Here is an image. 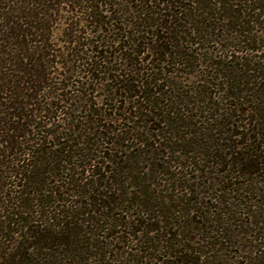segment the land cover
Instances as JSON below:
<instances>
[{
    "label": "trees",
    "instance_id": "obj_1",
    "mask_svg": "<svg viewBox=\"0 0 264 264\" xmlns=\"http://www.w3.org/2000/svg\"><path fill=\"white\" fill-rule=\"evenodd\" d=\"M230 2L232 1L133 0L131 4H135L133 6V12L135 13L133 18L136 21L132 23L122 16L130 11L122 10L120 12L115 8L117 5L115 0H0L1 259L5 258L7 249L14 243L17 247L16 251L10 253L11 260L8 259L12 264L20 263L33 249L52 251L56 239L65 236L67 240L69 235H81L85 231V222L88 224L95 223L104 228L106 224L101 218L109 217L108 213L111 206L116 205V209H120L121 206L119 205L130 202L131 204L127 207L135 213L128 217L129 220L126 216L116 218V221L112 222L111 225L122 229L125 234L128 233L130 236H132V233L136 235L138 245H140V247H136L138 248L136 257L141 261L140 264H143V262H146L145 264H226L220 254L224 248L219 249L216 238L215 241L210 240L211 236L209 235L207 240L205 235L207 229H209L207 214L210 210H205L210 209L206 207L209 200L192 198V194L195 195L197 190L190 180H196V177L193 176L192 179L189 178L185 182H180V187L183 188L181 196L170 190V187L173 186L171 185L173 184L171 179H169L171 181L168 188L171 191L169 195L162 194L163 192L159 189V186H155L153 182L147 183V186H142L144 189L140 193L143 195H146L149 188H154L152 189L154 193L159 192V195L162 194L159 197L162 198L161 203L157 202L158 197H155L152 202L157 204L155 203L151 207L147 205L153 200L150 197H148L146 203L139 200L134 202L131 200L132 198H124L125 193L129 194L131 192L128 191V188H125L124 191V186H122L124 182L115 179L113 173L116 171H118L117 173H134L135 167L132 165L120 167V164H123V161L125 163L132 162L138 156L134 146L124 144L125 141L129 143L136 139L137 141L140 140L141 145H144V147L148 145L146 141L139 139L140 134L137 129L131 126L126 127L125 122H120L122 124L118 128H113L109 124L111 116L88 106L89 113L86 122H89L90 125L86 127L88 129V131L86 129V134L84 131L82 132L79 126L77 127L79 128L78 131H72L76 132L75 134L79 133L75 135L77 138L70 135L72 139H67L58 130L47 133L49 131L43 130L45 126L41 125L40 119L46 122V118H49L50 115L63 112L68 107V93H66L68 90L65 89L69 85L65 88H55L56 91H60V97L57 98L58 105L54 102H46V105L39 98L48 93L47 88L48 90L51 89V85L54 84L53 81L58 71L56 69H59L58 65L67 68V62L58 60L64 58V53L58 55L54 50V44H51L53 37L52 23L56 16L64 11L63 5L64 7L70 6L78 9L86 7L87 25L91 27L95 25L98 29L95 30L96 34L97 31H100V28L116 23L114 29L116 36L111 40V44L116 45L115 51L116 53L119 52V56L121 55L120 59L122 61L126 60L130 64L124 68L125 70L121 68L120 72H118L119 69L105 67L109 73L111 71V74L101 70L107 58L105 54L114 45H104L103 41L100 40L101 36H98L96 40L86 43L87 48L98 54L95 56L99 58V62L96 64L90 61L91 63L88 64L90 66L89 71L97 70L107 74L105 81L110 82V84L114 83V86H111L112 88L109 90L112 92L110 99L118 102L117 97L119 96L122 109L125 108V104H128L126 109L130 112L131 117L123 119V121L138 123L144 120L154 107L158 106L160 97L164 95V88L162 87L169 88L170 85H173L172 82H169L167 76L172 72L170 69L167 70L166 67L185 65L193 58L186 48L182 49V44L184 42L192 45L201 44L208 41L209 35L214 33L212 31L215 30V27L212 28V23H209L213 17L210 12L220 5L224 11L231 14L232 20H236L237 23L246 15L247 6L239 9L238 5ZM113 9H115L114 16H104V12L109 11L111 13ZM258 9L262 10L263 7L260 6ZM119 13L122 14L119 16ZM227 17L231 18L230 16ZM118 21L122 24V27L118 26ZM250 21L242 20V23H240L243 27L237 31L240 34L243 32L248 33V36L245 37L248 40L255 41L256 39L251 37L253 32L244 26L249 24ZM186 24L192 26V28L189 27L188 30H184ZM237 26L238 24H235L233 29H236ZM182 34L187 36L182 38ZM222 63L217 62L215 66H223ZM227 69L228 67L223 68L221 74L223 78L233 76L231 72L226 73ZM74 71V64L68 67L70 74ZM217 76L218 74L216 79ZM255 77L259 79L262 76ZM203 87L198 91L196 90L199 95L198 100L210 104L213 107L210 110L213 109L212 111H214L211 117L206 115L207 122L204 126L200 128L194 122L193 116L186 117L184 113H179L180 108H177V104L182 101L180 97L175 98L176 102H171L167 119L164 121L165 124H169L177 130L178 134L182 129L187 128V137L190 136V139H192L188 142V145L193 147L196 146V143H204L196 140V135L204 137L206 134L203 130L208 131L210 134L207 135V142L202 146V149L207 150L205 153L197 151L199 153L197 155L196 151L175 150L176 152L179 151L181 158H183L180 159L183 160L180 167L186 169V172L191 169L189 173H203L209 165H212L213 168L214 165L219 166L223 163L225 169L222 171L227 173L228 180L248 178L247 185L244 184V187L247 193H251L253 192L251 188L254 185L251 182L264 184V103H262L264 100V85L260 82L257 91L253 92L251 89L249 90L250 94H242V92L245 93V90H234L230 97L236 103L230 106L231 112L221 111L222 108L219 102L212 93L208 92V87ZM53 91L50 93H53ZM246 97H249L250 100H247ZM184 99H187V96ZM60 103L64 104L60 107ZM249 103L250 107L245 109L243 105ZM112 110L118 111L120 107L116 109L112 107ZM234 111L239 112V114H253V119L250 121L251 124L255 123L253 128L238 125ZM64 113L71 115L67 112ZM117 115L113 118L116 122L119 121L120 116ZM37 119L39 120L37 121ZM120 119L122 118L120 117ZM216 124L217 127H223L221 132L218 131L217 133ZM256 126L259 130L255 131ZM69 130L71 131V128ZM49 134L51 135L50 138H48ZM31 136L33 137L31 138ZM53 138L61 139L63 142L55 150V156L58 159H54L51 163L45 156L50 149L46 148L45 144L48 142L47 140H53ZM80 139L83 141L82 144L86 143V150L79 148L76 144V141ZM100 139L107 145L103 152L96 147L98 145L96 140L99 142ZM214 143L219 148L215 147ZM211 149H213V153L210 152ZM96 151L98 153L102 152V154L97 156L94 154ZM123 151L128 152V154L124 155ZM148 154L152 157L149 160L148 170L157 168L158 170L161 169L164 174L173 176L170 171L173 166L176 167L177 165H173V160L169 159L170 154L165 156L168 160L160 159L155 150H151ZM158 159L163 162L160 163V167L157 163ZM110 164H112V168L109 166ZM47 169L48 172L45 171ZM61 172L66 174L65 181H63L65 184L62 182L63 184L54 185L55 188H52L49 182L50 178L46 174L63 179ZM132 178L133 176L128 177V180L131 182ZM134 180H143L145 183L148 179L145 178L144 174L143 178L135 176ZM108 182H111V184L108 185ZM231 183L233 185L237 184L236 182ZM112 185L114 186L113 189H111ZM231 185L225 186L222 191L224 193L228 191L230 195L235 194L232 195V198H235L244 187L234 189ZM248 185H250L249 188H247ZM7 186H15L19 191L16 190L14 192L16 195L12 197L10 196L12 190L11 193L6 191L3 195ZM31 189L40 191V196L31 195ZM116 190L119 193H116ZM44 192L48 193L44 194ZM65 195L85 197L87 201L81 202L84 210L82 212L78 211V205L75 206L76 211L73 208L60 209L58 205L53 208V204L65 200L63 198ZM220 196L222 198L220 201L226 203L227 199L225 197L229 196L224 197L223 194H220ZM249 201L248 209H251V211L247 210L245 215L252 220L254 218L251 224L257 225L259 231L264 234V210H262V213L257 212L256 208L258 207L255 202ZM167 202L170 203L167 204ZM34 205L40 207V209H34ZM49 208L54 209L52 215L49 213ZM175 211L178 215H174L173 212ZM81 215H87L86 219H80L79 216ZM44 218H47L50 223L46 222ZM78 220H81V224ZM186 220L188 224L195 223L194 227H187ZM134 225H138L135 231H133ZM199 232L204 236L203 242L206 241L204 248H208L207 251L198 246L199 244H190L193 242L199 243L200 240L196 237L192 239L188 235ZM216 232L219 234L224 233V229L220 227ZM16 235H21L20 241L13 238ZM60 240L64 242L62 238ZM4 243H7V245ZM260 264H264V261L262 260Z\"/></svg>",
    "mask_w": 264,
    "mask_h": 264
},
{
    "label": "rangeland",
    "instance_id": "obj_2",
    "mask_svg": "<svg viewBox=\"0 0 264 264\" xmlns=\"http://www.w3.org/2000/svg\"><path fill=\"white\" fill-rule=\"evenodd\" d=\"M132 1L133 0H115L117 4L115 8H117L120 12L122 10L130 11L129 13H125V15L122 16L124 19L129 20V22L135 23L136 19L133 18L135 14L133 12V6L135 4L132 5ZM231 1L232 2L230 3H235V5H238L239 9L246 8L247 6V12L245 13L246 15L244 14L245 16H243L241 19L249 21L251 20L249 24H245L244 26L253 32L251 37L255 38L256 40H248L245 37L248 36V33L243 32L240 34V32L237 30H240V28L242 29V20L240 21L241 23H237L236 20L233 21L230 13L224 11L220 5L217 6L215 10L210 12L211 15L213 14V17L209 23H212V28L215 27V30L212 31L214 33L209 35L208 41H204L201 44L192 45L191 43L186 42L182 44V49L186 48L193 58L190 59L185 65H170L169 67H166L167 70L170 69L172 72L167 76L169 77V82H172L173 85L169 86L167 83L169 88L165 86L162 87L164 88V95L160 97L161 99L158 102V106L154 107L152 112L148 113L145 119L138 123H134L133 121H123V119L131 117V115H129L130 112H128L126 109L128 104H125V106L123 104L125 108L122 109V105L120 104L121 98H119V96L117 97L118 102H114L110 99L112 92L109 90L112 88L111 86H114V83L110 84V82L105 81L107 74L103 73L102 71L98 72L97 70L89 71L90 66H88V64L91 62L96 64L99 62V58L95 56L98 54L91 52V49L87 48L88 46L86 43H90L92 40H96L98 36H101L100 40L103 41L104 45H114V43L111 44V40L116 36V33L114 32L116 23H114V25L109 24L103 28H100V31H97L98 33L96 34L95 30L98 29L95 27V25L92 27L87 25L86 7H81L78 9L72 8L70 6L64 7L63 5L62 8H64V11H61L52 23L53 37L51 39V44H54V50L58 55L64 53V58L58 60L61 62L65 61V63L67 62V68H65V66L62 67L60 64L58 65L59 69H56L58 71L53 81L54 84L51 85V89L48 90L47 88L48 93H45V95H43L44 97L41 96L39 99L43 100L42 102H44L46 105L47 103L51 102H54L58 105L57 98L60 97V91H56L55 88H65L67 85H69L67 89H65L66 91L68 90L66 92L68 93V107L65 108L63 112H56L53 115H50L49 118H46V122H44L43 119H40V122L42 123L41 125L45 126L43 130L49 131L47 133H52V130H58L59 133H63L65 138L72 139L70 135L76 137L75 135L79 134L72 132L74 130L78 131V126L82 129V132L84 131L86 134V127L90 125L89 122H86V117L89 113L88 106H90L92 109H96L107 114V116H111L109 124L110 126H113V128H118L120 124L125 122L124 124L126 127L131 126L132 128L137 129V132L140 134L139 139L146 141L148 145L144 147V145H141L140 140L137 141L136 139L135 141H130L129 143L125 141L124 144L134 146L138 156L136 159H133L132 162L125 163L123 161V164H120V167L132 165L135 167L134 173H117L118 171L113 173L115 179L124 182L122 185L124 186V191L125 188H128V191L131 192L129 194L125 193L124 198H132L131 200L134 202L139 200L146 203V200H148V197H150L153 200L147 203V205L151 207L156 203L152 202L155 200V197H158L159 200L157 199V202L161 203L160 200L162 198L159 197H161L162 194H171V191L168 190L170 185L169 182H171L169 179L172 180L173 184L171 185L174 186V188L171 186L170 190H172L176 195L181 196L183 193V188L181 189L180 182H185L194 176L196 177V180H190V182L192 185L196 186L195 188L197 191L195 195L194 193L192 194V198H200V200L204 198L206 201L209 200V204L206 207H209L210 209H205L210 210V212L207 214V218L209 219V229H207V234H205L207 240L209 235L211 236L210 240H218L219 249L224 248L222 249L223 252L220 254L222 256V260H225L226 264H260L262 260L264 261V234L259 231L257 225L251 224V222L254 221V218L252 220L251 218L247 217L245 212H247V210L251 211V209H248V205L250 202L249 200H252L258 207L256 208L257 212L262 213V210H264V184H260L255 181L251 182L252 185L254 184L252 186L253 188H251L253 192L247 193L245 191L246 189L244 184L247 183L248 178L243 177L237 178V180L234 179L233 181L228 180L227 173L222 171L225 169L223 163L219 166L214 165L213 168L212 165H209V167L205 168L203 173H189L191 172V169H188L186 172V169H182L183 167H180L181 162H183V160L181 161L180 159L183 158H181L179 151L176 152L175 150L183 149L185 152H189L191 150L205 153L207 150H205V148L202 149V146H204L203 144L207 142V135L210 134L208 131L203 130V132L206 134L204 137L196 135V140L203 141L204 143H196V146L193 147L188 145V142L192 139H190V136L187 137V128L182 129L180 134H178L177 130H175L172 126L164 123V121L167 119L171 107L170 104H172L171 102H176L175 98L180 97L182 101L178 102L177 104V108H180L179 113H184V116L186 117L193 116L194 122H196L200 128L201 126H204L207 122V118H205L206 115L211 117V114H213L214 111H212L213 109L210 110V108H213L210 104L202 103L200 100H198L199 95L196 93V90L198 91L203 86V88L208 87V92L212 93L214 98L219 102L220 107L222 108L221 111L231 112L230 106L236 103V101L230 97L234 90H245V93L242 92V94H250L249 90L251 89L253 92L257 91L258 87H260V82L264 85V0ZM260 6L263 7L262 10L258 9ZM114 10L115 9H113L111 13L109 11L104 12V16H114ZM120 14L122 13H119V16ZM227 16H230L231 18ZM235 24H238V26L236 29H233ZM118 26L122 27V24L119 21ZM189 27L192 28V26H188L186 24L184 30H188ZM183 34L181 35L182 38H184L183 36H187ZM115 50L116 45H114L113 48L110 47L109 52L105 54L107 58L104 62L105 65L101 67V70L107 71V73H109L108 70L105 69V67H108L110 69H119L118 72H120L121 68L125 70L124 68L130 64L126 60L122 61V59H120L121 55L119 56V52L116 53ZM217 62H223V66H215ZM73 64L75 65V71L70 74L71 72H68V67L73 66ZM225 67H228L226 71L227 74L230 72L233 74V76L230 78H223L221 75L223 68L225 69ZM259 69L261 70L260 72ZM109 74H111V71ZM217 74L218 78L216 79ZM255 76L262 77L257 79ZM51 91H53V93H50ZM186 96L187 99H184ZM246 98L247 100H250L249 97ZM259 98L261 99L260 95ZM262 103H264V100ZM63 104L64 103H60L59 106L61 107ZM70 104L72 106H69ZM112 107L115 109L120 107V110H112ZM243 107L245 109L249 108L250 103L248 105H243ZM72 108L73 111L75 110V112L72 111ZM64 112L70 113L71 115L65 114ZM234 113L237 116L236 120L238 121V125H244L246 127L249 126L251 129L253 128L255 123L251 124L250 122L253 119V114H239V112L235 111ZM116 114H118L117 116L120 115L118 122L114 121L113 119L116 117ZM240 116L241 118H239ZM120 117L122 119H120ZM38 120L39 119H37V121ZM215 126L217 133L218 131L221 132L223 130L222 126L217 127V124ZM70 128L71 131L69 130ZM254 130H259L258 126H256ZM32 137L33 136H31V138ZM50 137L51 135L49 134L48 138ZM101 140L102 139H100L99 142L96 140L98 143L96 147L98 150L103 152L105 151V147L107 145ZM47 141L48 142L45 144L46 148L50 149L45 156L52 163L54 159H58L57 156H55V150L59 147V144L63 142V140L53 138V140L49 139ZM82 142L83 141L80 139L79 141H76V144H78L79 148H84V150H86V143L82 144ZM214 146L218 147L217 144L215 145V143ZM213 149H211L210 152L213 153ZM151 150H155L162 160L166 159V154H170L169 159L173 160V165H177L176 167L173 166L172 170L170 171L173 173V176L164 174L161 169L158 170L157 168L148 170L150 166L149 160L152 158L149 156L148 152H151ZM102 152L98 153V151H96L94 154L99 156L102 154ZM123 154H128V152L125 153V151H123ZM197 155H199V153ZM160 159H158L157 162L159 167L160 163H163L160 161ZM109 166L112 168V164ZM45 171L48 172V169ZM62 173L63 172H61L63 179L51 174H46L50 178L49 182L52 188H55L54 185L61 184L63 181H65L64 179L66 178V174ZM144 174L145 178L147 177L149 181L146 180L144 183L143 180H134L135 176L143 178ZM132 176L133 178L130 182L128 177ZM149 182H153L155 183V186H159V189L163 193L159 195V192H153L152 189L154 188H149L146 191V195L141 194L140 191L144 189L142 186H147V183ZM231 182H236L237 184L233 185ZM110 184L111 182H108V185ZM229 185L233 186L234 189L236 187H244V189L241 190V193L236 195L237 197L232 198L235 194L230 195L228 191L225 193L222 191L225 186ZM9 186L5 187L3 195L6 191L11 193L12 190L10 196H15L16 194H14V192L16 190L19 191V189L15 186ZM249 186L250 185H248L247 188H249ZM113 188L114 186L112 185L111 189ZM30 192L33 196H40V191L37 189H31ZM113 192L115 191L113 190ZM45 193L48 192H44V194ZM116 193H119V191L116 190ZM220 194H223L224 197L226 195L229 196L225 197V199H227L226 203L224 201H220L222 199ZM63 198H65V200L63 199L61 202L53 204V208L54 206L58 205L60 209L73 208L76 211L75 206L78 205V211L82 212L84 210L83 204H81V202L87 201L85 197L65 195ZM169 203L170 202H167V204ZM129 204L131 203L129 202L125 205H119L121 206L120 209H116V205L111 206V209L108 213L109 217L101 218L106 224L104 228L96 225L95 223L88 224L85 222V231L81 235H69L67 240L65 239V236L56 239V243H53L54 249L52 251H39L38 249L30 250L28 255H26L20 263L15 264H140L141 261L136 257L138 254V248L136 247H140V245H138L136 235L132 233V236H130L128 233L125 234L122 229L115 228L111 225L112 222L114 223V221H116V218H122L123 216H126L128 219L129 216L135 213V211H130L128 209L127 206H129ZM34 206V209H40V207L38 208L36 205ZM53 208H49V213L51 215L54 213ZM252 210L254 211V208ZM104 212L107 213L106 210H104ZM173 213L174 215H178L176 211ZM86 217L87 215L79 216L80 219H86ZM44 219L46 222H48L47 218ZM78 221L81 224V220ZM185 224L187 227L191 226L190 228H193L195 225V223L188 224L187 220L185 221ZM220 227L224 229V233L219 234L216 232V230L220 229ZM137 228L138 225H134L133 231H135ZM193 234L190 233L188 236H190L192 239L196 237L200 240V242H193L190 244H199L198 246L203 247V249L207 251L208 248H204V245H206V241L203 242L204 236H202L200 232ZM13 238H16L17 241H20L22 237L21 235H16ZM61 238L64 240V242H61ZM5 245H7V243ZM16 248L17 247L15 243L10 245V247L7 249V255L4 256L5 258H0V264H12L10 263L11 261L8 260H11V256L9 254L15 252ZM145 263L146 262H143V264Z\"/></svg>",
    "mask_w": 264,
    "mask_h": 264
}]
</instances>
